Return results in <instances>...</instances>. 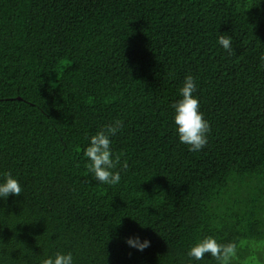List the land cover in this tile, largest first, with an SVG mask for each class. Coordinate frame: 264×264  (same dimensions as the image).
<instances>
[{
	"label": "trees",
	"instance_id": "1",
	"mask_svg": "<svg viewBox=\"0 0 264 264\" xmlns=\"http://www.w3.org/2000/svg\"><path fill=\"white\" fill-rule=\"evenodd\" d=\"M261 0H0V264L190 261L203 236L264 240V2ZM230 35L229 55L217 42ZM196 77L211 132L179 142L172 105ZM113 137L117 185L95 181L88 138ZM151 242L143 251L126 239ZM264 264L239 248L234 264Z\"/></svg>",
	"mask_w": 264,
	"mask_h": 264
},
{
	"label": "clouds",
	"instance_id": "2",
	"mask_svg": "<svg viewBox=\"0 0 264 264\" xmlns=\"http://www.w3.org/2000/svg\"><path fill=\"white\" fill-rule=\"evenodd\" d=\"M264 2V0H261ZM260 2V3H261ZM218 44L229 54L233 52L232 38L227 34H220L217 38ZM264 60V57H261ZM198 84L196 77L186 75L183 86L179 90L182 99L172 105L174 115L172 117L175 126V134L179 142L189 147V151L199 152L207 144L211 132L210 124L205 119L201 110L200 99L195 93ZM124 124L121 120H115L105 125L102 130L97 131L88 138V144L83 151L88 161V170L95 178V181L106 185H117L121 181V172L127 164H121L120 156L113 151V137L122 131ZM23 186L18 177L11 172H5L0 177V201H7L10 196L20 197ZM129 247L143 251L150 247L151 242L141 239L139 236L126 239ZM247 245L253 252L264 250V240L239 241L236 243H220L213 236H203L195 240L187 251L190 261H202L206 258H214L218 264H234L238 258L239 248ZM251 264H256V257L253 255ZM43 264H76L72 252L58 251L43 260Z\"/></svg>",
	"mask_w": 264,
	"mask_h": 264
}]
</instances>
